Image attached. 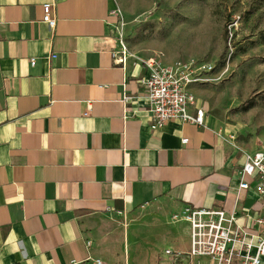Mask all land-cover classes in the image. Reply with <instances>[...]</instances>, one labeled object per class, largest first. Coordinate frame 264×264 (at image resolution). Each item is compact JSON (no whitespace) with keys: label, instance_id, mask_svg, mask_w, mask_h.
Masks as SVG:
<instances>
[{"label":"crops","instance_id":"1","mask_svg":"<svg viewBox=\"0 0 264 264\" xmlns=\"http://www.w3.org/2000/svg\"><path fill=\"white\" fill-rule=\"evenodd\" d=\"M52 1L54 30L42 22ZM113 10L0 0V264H141L117 253L109 224L153 205L264 216L256 182L238 197L245 159L217 117L151 130L148 72L114 57Z\"/></svg>","mask_w":264,"mask_h":264},{"label":"rangeland","instance_id":"2","mask_svg":"<svg viewBox=\"0 0 264 264\" xmlns=\"http://www.w3.org/2000/svg\"><path fill=\"white\" fill-rule=\"evenodd\" d=\"M114 5L121 11L112 33L118 51L125 48L136 61L213 65L212 81L193 93L222 123L235 150L264 152V0H114ZM164 208L153 205L110 220L117 253L141 264H169L167 249L187 250L189 224L172 221L181 210Z\"/></svg>","mask_w":264,"mask_h":264},{"label":"built area","instance_id":"3","mask_svg":"<svg viewBox=\"0 0 264 264\" xmlns=\"http://www.w3.org/2000/svg\"><path fill=\"white\" fill-rule=\"evenodd\" d=\"M113 15L118 22L121 20V11L115 5ZM42 22L52 30L56 28L58 17L55 1L43 5ZM113 54L121 64L132 58L125 48ZM136 62L148 72L140 83L142 93L148 100L152 131L172 121L206 126L207 111L192 89L212 81L213 65L195 60L164 65L154 58ZM35 63V59H32V66ZM130 100L131 97L124 96L126 105ZM88 114L89 111L84 115ZM243 156L245 162L239 170L238 197L241 191L248 190L251 183L256 182L255 190L264 199V152H244ZM172 221L189 224L190 242L187 250L165 251L170 257L169 264H264V216H248V225H242L235 212L188 207L181 214H173ZM98 264L101 262L98 261Z\"/></svg>","mask_w":264,"mask_h":264}]
</instances>
